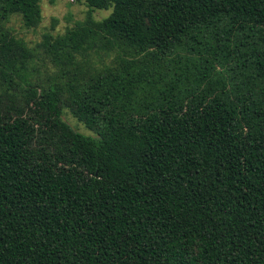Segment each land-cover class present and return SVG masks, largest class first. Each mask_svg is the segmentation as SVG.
<instances>
[{
  "label": "trees",
  "instance_id": "1",
  "mask_svg": "<svg viewBox=\"0 0 264 264\" xmlns=\"http://www.w3.org/2000/svg\"><path fill=\"white\" fill-rule=\"evenodd\" d=\"M39 2L0 0V264H264V0H72L43 58Z\"/></svg>",
  "mask_w": 264,
  "mask_h": 264
},
{
  "label": "rangeland",
  "instance_id": "2",
  "mask_svg": "<svg viewBox=\"0 0 264 264\" xmlns=\"http://www.w3.org/2000/svg\"><path fill=\"white\" fill-rule=\"evenodd\" d=\"M41 18L37 26L34 28H25L20 17L14 15L10 19L9 26L17 38H21L29 48L37 49L35 52L39 58L44 57L43 49L40 45L45 35L61 36L67 29L73 28L76 23L82 22L88 11L85 4H76L72 0H40ZM112 9L95 10L92 13L96 21L107 18ZM105 64L109 63V59L103 57ZM34 68L37 70V77L44 80L47 76H53L57 72V68L48 60L42 62L35 60ZM63 120L75 131L84 135L94 136L87 130L83 124L73 118L67 111L63 114Z\"/></svg>",
  "mask_w": 264,
  "mask_h": 264
}]
</instances>
